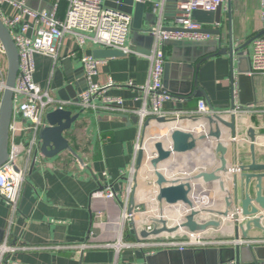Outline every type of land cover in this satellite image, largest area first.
Returning <instances> with one entry per match:
<instances>
[{
  "label": "crops",
  "instance_id": "0c3cea01",
  "mask_svg": "<svg viewBox=\"0 0 264 264\" xmlns=\"http://www.w3.org/2000/svg\"><path fill=\"white\" fill-rule=\"evenodd\" d=\"M24 1L25 5L33 10L50 11L52 0H14ZM144 17L142 29L149 30L157 24L160 11L154 6L163 0H143ZM163 20L171 22L173 4L171 0L164 2ZM3 14L12 18L18 11L8 4L2 6ZM65 5L57 11L58 18L65 16ZM30 25L29 36H35L41 25L24 17ZM204 28H213L220 31L218 36H212L218 47L226 48L230 41L234 48L242 47L247 41L256 38L264 40V3L263 0H226L221 6L220 23L217 25H202ZM129 42L139 55H124L118 58H106L98 69V74L92 79L99 86H105L107 80L114 82L113 87L107 88L103 98L114 99L106 102L113 111H81L78 108L67 109L71 115H78L72 129L63 135L76 156L67 151H62L53 158H45L39 152L37 163L28 166L22 192L18 200V208L13 212L11 207L0 198V245L7 243L10 246L24 248L4 255L3 264H147V256L165 250L156 243L165 240L183 241L191 237L180 230L172 235L162 234L155 239H141L138 232L150 218L157 217L158 205L154 199L156 188L146 185L144 181H151L153 173L151 167L146 165L139 174L131 179V167L136 164L135 145L138 141L144 142L146 149L150 148L153 141L160 140V133L170 135L171 131L182 129L184 131L208 132L206 118H199L193 113L199 100H204L209 108L228 109L233 101L242 108L236 116L235 148L239 162L247 164L250 159L249 139L247 129L252 128L257 134L255 141L256 162L264 163V114L258 113L264 109V74L251 73L252 43L242 52L245 62L237 61L234 56L233 76L228 56H210L198 67L185 68L180 79L177 71L172 70L169 78L172 81L179 79L175 91L167 90L171 101L163 104L167 112H182L186 115L179 119L171 118L167 125H159L153 119L148 127L139 128L138 121L133 112L142 107H151V98L139 90V87L148 81L149 63L145 58L152 49V39L148 33L139 32L134 38L131 31ZM82 50L77 48L72 38H65L60 50L61 56H66L78 50L84 54L97 47L84 45ZM165 62L173 59L176 50L171 45L164 44ZM5 60H1V63ZM74 69L81 67L79 60L72 59ZM36 72L34 83L42 88L48 86L51 96L56 97V92L65 86L63 65L59 61L54 68V74L48 85V78L53 68L49 59L37 55L35 57ZM249 68L243 84L239 83V70ZM233 82H232V79ZM132 83L133 86L128 84ZM242 85L244 89L242 88ZM241 87V88H240ZM236 92V98L232 91ZM202 93V97H194V93ZM240 94V95H239ZM241 96V97H240ZM120 100V101H117ZM241 101L247 102L246 105ZM101 102H103L101 100ZM21 120V119H20ZM229 122L230 116L225 118ZM24 124L20 121L19 128ZM213 128V127H212ZM222 133L221 142L228 148L226 159L228 164L232 159V148L229 140L230 131L219 126ZM17 140L19 143L27 141L31 135L24 134ZM165 138V140H166ZM212 147L209 143L212 142ZM146 142V144H145ZM166 142V141H165ZM213 139L197 143L196 151L188 154H173L172 157L159 165V170L167 179L179 175H189L196 169H210L217 163L214 155ZM40 147V145H39ZM151 150V149H149ZM152 151V150H151ZM144 157V156H143ZM26 159L24 153L22 160ZM23 164V161H21ZM106 174V177L103 176ZM133 179H136L137 188L133 192ZM111 185L116 197L110 201L104 199H91L96 190L104 189ZM191 198L199 202L201 208L214 209L220 207L222 195L215 183L205 185L201 181L192 183ZM130 189V192H129ZM152 194V198L150 197ZM133 197V203L130 202ZM214 202L211 204V199ZM202 203H201V201ZM136 209L139 211L136 212ZM163 215L168 220V225L173 220L182 219L185 208L182 206H164ZM102 212V224L96 223L93 213ZM134 212L133 220L123 222L121 216L124 212ZM176 213V217L172 214ZM172 217V218H171ZM205 221L214 219L205 216ZM204 221V220H200ZM223 228L209 229L198 233L193 238L206 239L207 241L227 242L226 245H216L212 248L232 247L236 241L233 227L228 221H222ZM229 224V225H226ZM261 225L264 227V220ZM228 228V229H227ZM92 233V242L96 245H111L117 243L130 244L128 248L119 250L111 248H93L76 253L74 248L87 241ZM247 243L252 247L263 246L264 232L250 230ZM259 242V243H258ZM61 247V248H60ZM241 264H254L241 263ZM257 264H264L258 261Z\"/></svg>",
  "mask_w": 264,
  "mask_h": 264
},
{
  "label": "built area",
  "instance_id": "2783aa9c",
  "mask_svg": "<svg viewBox=\"0 0 264 264\" xmlns=\"http://www.w3.org/2000/svg\"><path fill=\"white\" fill-rule=\"evenodd\" d=\"M154 6L155 10H159V19L157 24L149 28V36L152 39V49L145 58L148 60L149 70L147 83L139 87V90L151 98V107L149 109L142 107L139 111H134L133 114L138 118L139 128L142 129L144 122L147 119L165 118L168 122L171 118L179 119L186 115L182 112H167L163 110V104L171 101L170 93L163 86V70L165 65L164 44L166 42H209L212 35L202 32V25L193 19L195 11H216L219 6H222L226 0H171L173 4V15L170 23L163 20L164 2ZM104 0H52L50 11L29 9L24 1L0 0V21L9 32L15 48L18 53L19 70L15 79L13 91V111L11 123L9 126V157L5 164L0 167V198L11 207L13 212L18 208V200L22 192L23 182L27 173L28 166H33L37 163L39 152V131L47 128L48 122L45 118L46 114L55 110H67L70 108H78L81 111H107L115 110L106 102H111L114 99L103 98L104 92L109 87L114 86V82L107 80L105 86H99L92 81L93 77L98 74V69L103 65V59H96L92 56L79 54L78 50L72 51L66 56L60 55L61 45L65 38H72L79 50H82L84 45L88 43L97 47V49H110L118 51L124 55H137L129 42V36L132 31L130 15L120 13L103 6ZM264 3V0H263ZM4 4L10 5L18 11V15L8 18L2 12ZM61 4L65 5V16L63 19L58 18L57 11ZM24 17L32 19L35 24L41 25L35 36H29L27 33L30 25ZM251 73L264 74V40L255 38L251 41ZM37 55L47 58L52 63L48 85L54 74V68L59 61L64 59L79 60L83 69V78L86 82V89L76 96V99L62 100L53 97L50 94L48 86L40 87L34 83L33 77L36 72L35 57ZM3 63H1V60ZM6 55L5 50L0 45V97L6 87ZM133 86L132 83L128 84ZM232 95L236 98V92L233 90ZM101 100L103 102H101ZM120 101V100H117ZM234 101L228 109L209 108L204 100H199L197 108L193 113L187 115H196L199 118H207L211 116H220L223 118L231 115H239L242 112ZM264 114V109L259 111ZM21 119V120H20ZM20 121L24 124L19 128ZM30 134L31 137L24 143H19L17 140L24 133ZM215 142V141H214ZM212 142L209 147H212ZM214 145V144H213ZM136 157L143 150L144 157L141 163V169L146 166L149 161L155 157L153 151L144 147V142L138 141L135 145ZM26 159L22 160V154ZM23 161V164L21 163ZM131 179L135 175L137 178V167H131ZM139 170V171H140ZM106 177V174L103 173ZM153 180V179H152ZM151 180V181H152ZM130 192V189H129ZM116 197V194L111 185L101 190H96L92 193L91 199H104L110 201ZM139 209H136V212ZM134 212H124L121 216L123 222L132 221ZM94 220L98 224H102V212L93 213ZM141 230L151 231V221L145 223ZM188 234L186 231H184ZM139 234V232L137 233ZM190 235V234H188ZM197 235V234H196ZM191 235L186 240L175 241L165 240L156 243L160 248L174 249L179 252L184 249L197 248H212V246L226 245L227 242H213L206 239L193 238ZM92 233H89L87 241L74 248L76 253H81L87 249L93 248H111L119 250L128 248L130 244L117 243L111 245H96L92 242ZM139 237V236H138ZM140 238V237H139ZM150 237L146 239H155ZM239 245L249 246L247 241L236 240L234 242ZM259 243V242H258ZM264 243V242H260ZM25 248V247H24ZM10 246L6 242L0 245V264L4 262V255L13 253L17 250H24ZM61 248V247H60Z\"/></svg>",
  "mask_w": 264,
  "mask_h": 264
},
{
  "label": "water",
  "instance_id": "95a60500",
  "mask_svg": "<svg viewBox=\"0 0 264 264\" xmlns=\"http://www.w3.org/2000/svg\"><path fill=\"white\" fill-rule=\"evenodd\" d=\"M103 6L120 13L130 15L132 17L131 29L134 38L138 33H149V30L142 29L144 17V1L143 0H104ZM221 6L216 11H195L193 19L201 25H215L220 23ZM202 32L218 36L219 30L213 28H203ZM262 31L257 37H260ZM151 38V37H150ZM256 38V37H255ZM254 39V38H253ZM247 41L242 47L234 48L229 41L226 48H219L214 41L197 43V42H166L165 45L174 47L177 53L173 59L165 62L163 70V86L169 91H175L176 84L180 82V77L184 73L185 68L198 69L199 65L210 56H228L231 65V76H233V60L234 56L237 61L243 63L246 58L243 57L242 50L253 40ZM0 45L5 50L6 55V87L0 97V167L5 164L9 157V126L13 111V91L15 79L19 70L18 53L14 42L7 31L6 27L0 21ZM92 56L96 59L118 58L124 54L110 49H94L89 50L86 56ZM65 77V86L56 92L58 98L62 100L76 99V96L86 89V82L83 78L82 67L74 69L72 59H64L61 61ZM177 71L176 81L169 78L170 72ZM250 70L246 68L239 70V83L243 84L246 73ZM232 79V77H231ZM233 82V79H232ZM188 85L187 83H184ZM241 88V87H240ZM244 89L243 85L242 88ZM240 95V94H239ZM202 93H194V97H202ZM241 97V96H240ZM247 102L241 104L246 105ZM48 127L39 131L40 147L39 153L45 158H53L62 151H67L71 155L76 156L68 144V140L63 135L72 129L73 123L79 118L78 115H71L67 110H55L49 112L45 116ZM147 119L143 127L146 128L150 124ZM157 124L167 125L168 121L165 118L159 117L153 119ZM133 122H137L138 118L134 117ZM208 132L200 133L184 131L177 129L171 131L167 136L166 142L157 140L150 146L155 157L149 161L153 173V180L150 182L155 188V196L153 201L158 205V216L150 218L152 230H141L138 236L141 239L150 237H158L162 234L172 235L180 230L186 231L190 235L205 232L209 229L223 228L225 224L222 221H228L233 227L236 240L246 241L250 230H258L264 232V227L261 225L264 220V163L256 162V147L255 141L257 134L252 128H248L247 137L249 139L250 159L247 164L241 163L237 159L235 148L236 140V116L231 115L229 122L220 116H211L206 118ZM219 126L230 131L229 141L232 148V159L230 164L226 159L228 148L221 142L222 133ZM213 127V128H212ZM208 139H213L215 144L214 155L217 163L210 169H196L195 172L186 175H179L173 179H167L160 172L159 165L162 162L168 161L173 154L182 155L193 153L196 151L197 143L205 142ZM144 151L138 153L135 167L139 170L143 160ZM133 192L136 190V179H133ZM201 181L205 185L215 183L222 195L220 207L214 209L201 208L198 209L195 202L191 198L193 190L192 183ZM130 202L133 203V197ZM164 206L185 208V214L177 226H169L168 220L164 218ZM176 214V213H175ZM175 214H172L175 215ZM215 217L214 219L200 221L205 216ZM202 220H205L202 219ZM229 225V224H226ZM258 261L264 262V247L252 245L245 246L235 243L232 247L223 248H197L184 249L182 251L174 249H165L157 252L154 255L147 256V264H241Z\"/></svg>",
  "mask_w": 264,
  "mask_h": 264
},
{
  "label": "bare ground",
  "instance_id": "6f19581e",
  "mask_svg": "<svg viewBox=\"0 0 264 264\" xmlns=\"http://www.w3.org/2000/svg\"><path fill=\"white\" fill-rule=\"evenodd\" d=\"M159 138H160V140L162 139L163 141H165L166 135L160 133V137H159ZM156 141H157V140H156ZM147 165H149V163H148ZM196 206H197L198 209H201V207H200L201 205L199 204V202L196 203ZM173 214H174V213H173ZM163 216H164V215H163ZM173 216H174V218H175V217H176V214L173 215ZM155 218H156V217H155ZM202 219H204V218H202ZM181 220H182V219H180L179 221H178V220H173V221L170 222V225H171V226H177V225L180 224ZM204 221H205V220H204ZM227 229H228V228H227Z\"/></svg>",
  "mask_w": 264,
  "mask_h": 264
},
{
  "label": "rangeland",
  "instance_id": "374dc122",
  "mask_svg": "<svg viewBox=\"0 0 264 264\" xmlns=\"http://www.w3.org/2000/svg\"><path fill=\"white\" fill-rule=\"evenodd\" d=\"M200 130H201V128H200ZM200 130L198 129V130H196V131H198V132H200ZM154 142V141H153ZM145 144H146V142H145ZM140 170V169H139ZM139 170H138V173H139ZM142 170V169H141ZM188 176V175H187ZM145 183H146V185L148 186V185H150V186H153L150 182L151 181H149V182H147V181H144ZM150 197L152 198V194H150ZM152 200H153V198H152ZM212 201H211V204H212V202H214V198L213 199H211ZM201 201V200H200ZM201 203H202V201H201ZM213 209V208H212ZM157 211H158V209H157ZM172 218V217H171Z\"/></svg>",
  "mask_w": 264,
  "mask_h": 264
},
{
  "label": "trees",
  "instance_id": "16d2710c",
  "mask_svg": "<svg viewBox=\"0 0 264 264\" xmlns=\"http://www.w3.org/2000/svg\"><path fill=\"white\" fill-rule=\"evenodd\" d=\"M64 4H61V7L63 6Z\"/></svg>",
  "mask_w": 264,
  "mask_h": 264
}]
</instances>
